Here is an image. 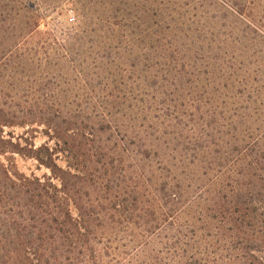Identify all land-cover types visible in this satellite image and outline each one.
Segmentation results:
<instances>
[{
    "label": "trees",
    "instance_id": "obj_1",
    "mask_svg": "<svg viewBox=\"0 0 264 264\" xmlns=\"http://www.w3.org/2000/svg\"><path fill=\"white\" fill-rule=\"evenodd\" d=\"M99 2L87 68L0 0V264H264V0L186 2L190 82L166 91L142 15Z\"/></svg>",
    "mask_w": 264,
    "mask_h": 264
},
{
    "label": "rangeland",
    "instance_id": "obj_2",
    "mask_svg": "<svg viewBox=\"0 0 264 264\" xmlns=\"http://www.w3.org/2000/svg\"><path fill=\"white\" fill-rule=\"evenodd\" d=\"M76 1L77 3H75L73 0H23L25 4L33 7L34 11L43 18L38 27V32H40L39 34L44 35V37L49 39L53 38L57 43L59 42L61 44L58 45L59 49L62 48L63 44L69 43L75 59L79 57L78 59L80 61H83L84 67L88 68L91 60V55L88 54L89 38L87 33H81L80 26L91 28V26H93V23L97 21V19L95 18L96 15H103L101 14L103 7H101L99 4L100 0ZM111 1H113V4L111 7H108L110 10H103L106 15L114 16L119 12V8L122 9L124 13H129V16L137 11L140 15H142L141 17L144 18L140 19V21L136 23L141 24L143 31L144 29L149 30L145 34L146 40L142 41V43H140V46H137L136 49H138L137 51L141 53L145 51L147 55L149 54L150 59L148 60V62L153 67L154 76L157 74L158 79H155V85H158L160 87V91L173 89L174 86L169 84L171 81H173V84L175 86L177 85V87H180V89L187 87L188 83L190 82V77L189 80H186V77L188 76H186L185 73L190 71V69H182L180 63H176L170 60V57H173V55L169 42H172L176 45L179 53H183L181 59H185V57L189 55V51H193V49L190 48L192 45H194L193 43H191V41H194V33H196L195 29L200 27V23L196 22V16H190V14L193 13V10L191 9V6L188 8V4L186 5L185 3L187 2L190 4H195L196 0H177L176 5L178 7L176 5L174 7H168L166 5H163L162 3L160 9L157 8L156 12L152 11L155 7V3L152 2L154 0ZM156 1L158 2V0ZM209 4L213 5L214 3L209 1ZM80 5L84 7L83 14L86 15V17L82 18V23L80 22L81 17L79 16ZM113 8H116L115 10L117 11H114ZM213 9L219 10V7H213ZM199 10L201 11V9ZM167 15H170L174 18V30L172 29V31H170L169 27L167 26V22H163L162 29L164 30L165 27L164 32L168 36L166 40H164L163 38L162 40H159L157 37V35H159L158 31H154L153 29H155V23L158 20L162 21L163 17H166ZM131 21L134 22V20ZM200 21H202V19ZM168 22L170 24L172 23L171 18H169ZM188 27H190V30L186 31ZM161 35H163V33L160 34V36ZM60 51L63 52V49ZM85 55L86 59L83 60ZM142 55L144 56V54ZM162 77H164L168 81H162ZM200 84L201 83H199V85ZM42 141L43 137H38L35 143L39 144ZM16 163L19 170L27 174L31 171L35 172L38 175L45 172V169L37 170L35 168V162L31 159L16 156ZM157 241L158 238L153 237V242L150 244V247H156Z\"/></svg>",
    "mask_w": 264,
    "mask_h": 264
}]
</instances>
